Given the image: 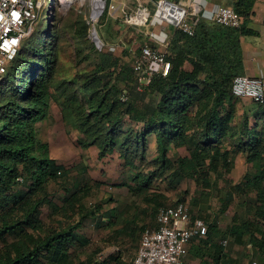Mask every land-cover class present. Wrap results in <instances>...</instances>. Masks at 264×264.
<instances>
[{
	"label": "trees",
	"instance_id": "trees-1",
	"mask_svg": "<svg viewBox=\"0 0 264 264\" xmlns=\"http://www.w3.org/2000/svg\"><path fill=\"white\" fill-rule=\"evenodd\" d=\"M234 8L240 28L200 19L194 35L176 30L167 49V71L143 90L121 57L100 51L94 62L93 53H86L88 45L75 56L94 68L65 75L59 57L63 28L52 10L45 14L0 83V264H123L122 256L75 262L74 248L86 242L80 232L85 221L98 215V221L113 227L112 218L119 215L114 207L102 214L97 207H86L84 200L102 187L98 180L80 177L65 187L62 205L57 203L51 186L69 178L70 169L52 156L50 142L39 138L50 115L53 88L60 90L64 121L81 134L82 147L97 148L101 160L117 153L124 167L137 171L131 183L120 185L129 195L143 197L147 206L140 216L132 211L122 228H114V239L127 237L136 245L144 229L156 225L150 223L159 208L171 205H164V193L151 190L168 173L172 188L185 180L199 188V195L187 201L193 218H201L199 207L216 196L217 218L237 199L241 205L242 214L236 213L224 231L217 218L205 219L208 234L197 239L192 257L201 264H221L225 248L218 239L229 237L232 243L252 245L257 262L248 264H264V103H242L244 98L232 93L233 80L244 69L241 38L257 32L246 27L251 8L240 3ZM73 36L87 44L88 26ZM90 48L95 50V44ZM152 137L157 154L147 161ZM237 153L246 155L254 171L235 183L231 175ZM146 164L154 168L138 171Z\"/></svg>",
	"mask_w": 264,
	"mask_h": 264
},
{
	"label": "rangeland",
	"instance_id": "rangeland-1",
	"mask_svg": "<svg viewBox=\"0 0 264 264\" xmlns=\"http://www.w3.org/2000/svg\"><path fill=\"white\" fill-rule=\"evenodd\" d=\"M126 3L125 12L118 13L115 17L109 15L104 19H100L94 22L91 17L92 8L87 3L80 4H64L56 0H43L40 8L39 20L34 24V33L39 30L41 25L40 21L46 17V13H52L56 15V24L63 28L62 41L60 42V65L65 75L74 76L79 74L80 71H89L94 68V65H90L89 61L80 62L76 58L75 54L79 47L89 46L86 50L88 54L93 53L91 58L96 61L94 53L105 51L116 57H121L122 65L135 69L136 57L140 53V47L145 39L144 31L154 28L158 23V19L152 16L151 22L145 27H140V31L127 23L125 16H131L135 13L138 6L136 0H117ZM145 1V0H141ZM159 0H153L150 3L152 13L155 11V2ZM177 1V0H175ZM121 2V3H122ZM51 6L53 7L52 9ZM55 6V7H54ZM51 13V14H52ZM86 24L88 26V43L86 41L78 42L74 39L73 33L76 29ZM97 29L98 34L103 41L102 48L93 41V30ZM141 30L143 32H141ZM91 43L95 44V50L90 48ZM124 50L128 53L125 54ZM135 71V70H134ZM55 95L50 101V115L43 122V127L39 132V138L42 141H49L51 144V154L58 161V163L65 164L70 169L69 178L62 181L59 185L54 184L51 186V191L55 195V199L59 205H62V200L65 197V187H69L70 184L79 179L86 178V181L91 180L101 181L102 187L100 189H93L91 195L84 200L86 207L89 209L99 208V212L102 214V210L108 208H117L116 213L117 222L112 226H107L106 222L98 221L99 216L95 215L85 221L81 233L86 238L85 243H81L79 247L74 248L77 252L78 259L76 263L87 259L88 257H95L96 261H107L110 257L122 256L130 261L132 253L137 248L134 241L127 237L121 239H114V228L123 227L124 216L131 217L132 211L138 216L140 212L147 206L143 197L138 195H129L126 186H121L120 183H131L132 177L137 171L124 167L122 162H113L114 158L107 157L106 160L98 158V150L95 147L85 149L79 142L81 140V134L70 123L64 121L62 101L63 97L60 94V90L52 89ZM244 102H253L249 98H245ZM254 103V102H253ZM240 105H242L240 103ZM241 108V106H240ZM175 153V152H174ZM147 161L154 159L156 152V145L150 143L147 150ZM172 155V154H171ZM154 168V164L142 166L138 171L146 173ZM254 169L247 162L246 155L243 153H237L235 157V167L231 175L235 183L241 181L243 177L249 173H252ZM82 177V178H80ZM169 174L166 173L162 178H158L154 181L153 189L151 192L155 194L164 193L166 195V201L164 205H173L178 201H191L192 198L199 195V188L191 180H185L176 188H172L169 184ZM108 200H111L108 202ZM149 206H154L149 204ZM220 208V200L216 196L210 203L203 204L199 207L201 218L204 220H212L217 218ZM198 211V209H197ZM236 213L242 214L241 205L237 199L229 210L222 216L217 218L218 227L224 231L226 227L232 222ZM204 216V217H203ZM145 218V217H144ZM143 219H140V222ZM220 238L218 243L225 248V254L221 264H229V261H233L235 264H248L249 261H255L256 257L253 255V249L251 244L238 245L232 243V238ZM13 237H9L8 241H12ZM227 240L226 247L223 245V241ZM190 245H187L189 251ZM73 249V248H72ZM73 249V251H74ZM194 251L193 245L190 248V254ZM213 254V251L208 253Z\"/></svg>",
	"mask_w": 264,
	"mask_h": 264
},
{
	"label": "built area",
	"instance_id": "built-area-1",
	"mask_svg": "<svg viewBox=\"0 0 264 264\" xmlns=\"http://www.w3.org/2000/svg\"><path fill=\"white\" fill-rule=\"evenodd\" d=\"M42 1L0 0V83L18 56L22 43L34 32V24L40 17ZM56 1L66 4L70 0ZM99 1L102 3V9L94 18L96 3ZM151 1L153 0L139 3L133 15L125 16L127 24L136 28L143 27L151 22L153 16L158 19L156 25L163 33L173 29L194 35L195 28L206 9L205 3L193 4L192 0H159L155 2V11L152 13ZM74 2L83 5L87 3L92 8L91 17L94 22L99 21L105 12L114 17L118 10L123 8V13L126 6L118 4L117 0H73ZM210 14L216 24L234 29L241 27L240 14L232 6H214ZM169 44L170 39L162 41L153 39L152 43H145L140 47L134 69L138 77L139 90L149 86L155 75L167 71ZM232 93L236 97L249 98L255 103L263 104L264 77L238 75L233 80ZM122 99L126 101L128 97L124 95ZM207 234L206 221L192 217L188 202L160 207L156 215V225L147 227L142 232L131 264H185L188 255L187 245L193 238H205ZM227 243V240L223 241L224 246Z\"/></svg>",
	"mask_w": 264,
	"mask_h": 264
},
{
	"label": "crops",
	"instance_id": "crops-1",
	"mask_svg": "<svg viewBox=\"0 0 264 264\" xmlns=\"http://www.w3.org/2000/svg\"><path fill=\"white\" fill-rule=\"evenodd\" d=\"M122 2V1H121ZM120 2V3H121ZM76 2L72 3L75 4ZM137 6H139V3H143V1L138 0L136 1ZM193 4H200L205 3L206 9L201 15V19L207 20L209 22H213L211 19V9L214 6L221 5V6H232L236 5L237 3L241 4V8L249 7L251 8L249 13V18L246 20V27L247 29H250L252 31L257 32L256 35H247L243 36L241 38L242 41V50H243V74L242 75H248V76H263L264 77V0H192ZM121 4H125L122 2ZM71 5V4H70ZM126 8V6H125ZM123 8H120L118 12L114 15V17L122 12ZM111 17V16H110ZM145 27V26H144ZM136 28V27H134ZM140 31V27H138ZM141 32H143L141 30ZM175 33V30L168 29L165 31V33L161 32L157 25H155L154 28H150L147 31H144L143 34L145 35V39L143 44L145 43H152V40H164L167 39L171 41V38L173 37ZM103 42V41H102ZM154 42V41H153ZM142 44V45H143ZM104 45V43H103ZM141 45V46H142ZM168 49V48H167ZM152 145H156V140L154 137L151 138ZM113 162H122V160L119 158V155L117 153L113 154L112 156ZM105 159H103L104 161ZM126 219H129L128 217ZM111 219L109 220V222ZM129 220L122 222L124 225L129 222ZM112 224H115L117 221L112 218ZM155 221H152L150 224H155ZM142 222L139 221V225L142 226ZM136 238V237H135ZM141 236L137 237L136 245L139 244ZM199 237L193 238V240L189 243L190 248L191 245H194L197 242V239ZM225 241V240H224ZM226 247V246H225ZM189 248V251H190ZM137 248L132 253V256L130 258V261L126 260L122 255V263L123 264H131L133 261L135 255H136ZM195 251V249H194ZM185 264H201V259L198 257H192V255L189 254L185 258Z\"/></svg>",
	"mask_w": 264,
	"mask_h": 264
},
{
	"label": "water",
	"instance_id": "water-1",
	"mask_svg": "<svg viewBox=\"0 0 264 264\" xmlns=\"http://www.w3.org/2000/svg\"><path fill=\"white\" fill-rule=\"evenodd\" d=\"M93 41L98 45V47L103 46V42H102L96 28H94V30H93Z\"/></svg>",
	"mask_w": 264,
	"mask_h": 264
},
{
	"label": "bare ground",
	"instance_id": "bare-ground-1",
	"mask_svg": "<svg viewBox=\"0 0 264 264\" xmlns=\"http://www.w3.org/2000/svg\"><path fill=\"white\" fill-rule=\"evenodd\" d=\"M73 0H70L67 4H72ZM97 8L94 10V18H96V16L100 13L101 9H102V3L99 1L96 3Z\"/></svg>",
	"mask_w": 264,
	"mask_h": 264
}]
</instances>
